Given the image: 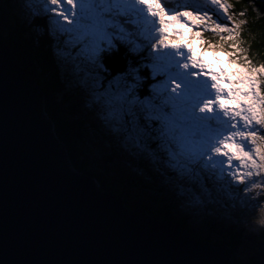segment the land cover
I'll return each mask as SVG.
<instances>
[{
	"label": "trees",
	"instance_id": "16d2710c",
	"mask_svg": "<svg viewBox=\"0 0 264 264\" xmlns=\"http://www.w3.org/2000/svg\"><path fill=\"white\" fill-rule=\"evenodd\" d=\"M19 1L22 2L20 8L16 5ZM38 1L40 0H2L0 3V39L3 36L5 43L22 64L23 70L37 82L44 98V113L52 122L53 133L64 145L74 169L94 178L102 190L121 196L128 210L140 209L148 215L160 216L179 226L192 239L211 246L230 249L233 264H260L264 259V253L262 254L264 231L255 242L249 241L248 235L242 229L244 226L238 225L237 219L230 213L225 200L217 199L213 195V185L210 179H194L197 182L201 180L197 187L192 185L193 180H190L188 184L177 182L171 184L173 179L168 175L164 178L163 184L158 185L153 178V171L149 168L143 171L144 160L141 152L137 153V156L134 155L135 158L131 156L134 165L127 161L130 171L120 170L122 167L116 164L114 154L109 151L108 143H102L100 146L95 142L97 141L94 138L95 135H100L102 137L100 140L104 141L109 129L104 132V124L100 121L93 123L87 118V112H92V106H94L90 96L88 97L90 101L84 102L81 107L75 101H71L73 96H79L86 91L83 86L77 88L79 83H75L74 77L76 76L94 83L100 79L106 81L116 79L118 83L124 81L128 84V91L124 92L126 101H120L121 109L118 114L122 115V120L126 122L128 114L133 118L136 116L134 124L136 137L140 144L146 147L148 156L151 152L154 162L161 160L162 155L159 156L157 146H162L161 135L164 133L161 132L159 121L150 115L149 106H142V103L150 97L144 83V81L150 83L151 80L150 67L147 68L148 62L143 54L133 56L130 52L124 51L125 46L121 47L123 51L116 53L111 50V54L105 53L102 58L100 56L97 62L93 63L96 65L94 68L85 67V60L81 59L68 62L67 58L59 52L62 50L59 43L46 34L47 28L43 23L46 14L37 11ZM68 1L72 0H65V2ZM224 3L226 4L225 14L232 20L231 25L228 21L225 25L233 27L232 23H235L236 27L226 34L207 31L205 33L206 46L210 49L212 47L219 49L228 57L232 55L233 63L241 64L247 70H264V0H224ZM55 5L59 12H63L64 0L63 2L56 0ZM13 9L21 12H34L35 17L29 19V23L26 24L27 19L19 17ZM6 13L10 17L5 18ZM128 18L126 16L125 20ZM121 22L125 21L121 20ZM148 33L150 30L144 28L140 22L133 23L132 27L127 28L130 41L137 42L145 49L148 40L144 37L148 38ZM170 39L174 40V37L170 36ZM103 45L105 47V44ZM115 48L118 49V47ZM77 50L79 52V47L68 49V57L71 59L77 57ZM98 87L100 88V83ZM113 87L117 91L116 86ZM261 88L264 93V76L261 77ZM137 99L140 101L137 105L143 110L136 107ZM151 101L155 107L158 101L154 99ZM131 103H134V108L130 105ZM143 113H149V116ZM104 133L106 134L103 137ZM178 165L181 167L180 163ZM186 170L189 175H194V167L185 166L184 171ZM173 187L176 191L187 193L190 200L199 207L196 217L192 218L187 213L174 210V205H177L174 202L176 201L175 196L169 198L168 195ZM219 187L224 189L225 184H220ZM165 197L167 199H163ZM178 204L179 208H185L182 203ZM221 216L234 219L236 227L226 229L219 222ZM202 225L206 227V230H202ZM252 244L259 245L257 255L244 253ZM240 253L247 257H237L236 254Z\"/></svg>",
	"mask_w": 264,
	"mask_h": 264
},
{
	"label": "rangeland",
	"instance_id": "374dc122",
	"mask_svg": "<svg viewBox=\"0 0 264 264\" xmlns=\"http://www.w3.org/2000/svg\"><path fill=\"white\" fill-rule=\"evenodd\" d=\"M119 1L124 6L131 7L142 17V21L150 26L153 32V34L151 32L150 41L157 46L155 50L152 46L149 47L151 57L155 59L159 55H165L169 62L173 66L175 65V74L168 83L169 90L172 84L177 82L176 74L190 80L194 85V91L187 102L192 115L183 120V126L195 139L197 152L193 155L190 152L181 151L179 147L175 146L172 137L167 134V126L159 121L160 128L165 130L163 138L165 142L162 143L161 147L157 146L163 152L161 162L156 163L158 169L165 170L172 177L171 184H175V182L186 184L189 181L187 171L174 168L177 167L179 161L182 165L195 166L196 172L199 174L213 173L215 182L224 181L232 187L231 191L226 194L229 196L228 199L233 197L230 208L238 221V225L240 227L246 225L247 229L253 234L257 230H261L259 234L263 235L264 93L261 88V77L264 76V70H247L241 64H234L221 50L219 51V49L213 47L209 50L206 47L207 39L204 32L205 30L226 34L234 30L236 24L232 23L234 28L227 27L226 23L212 17L207 11L200 10V6H203V0L195 2L197 5L193 9L194 12L186 11L184 8L188 6H179L175 0H159L160 7L166 13L163 21L158 15L151 13L143 0ZM204 1L214 7L216 13L224 15V19L231 25L230 21L232 20L225 14L226 4L224 0ZM46 4L43 7L44 10L55 8L53 0H47ZM91 6L89 0H72L68 2L64 0L63 12L49 10V13L51 17H54L52 24L55 25L58 22L64 25L58 27L61 30L56 36V42L58 40L62 41L58 42L59 47L63 48V41L66 46L69 43L72 46L86 44L87 51L83 47L81 48V54H84L87 62L94 63L98 57L94 49H96V46L103 47L104 42L111 37V34L106 30L107 37L102 29L99 28L100 31L93 30L97 28L94 23L88 25L83 21L84 15L91 16L95 14L90 11ZM182 13H188L190 17L183 16ZM63 17L66 20H63ZM82 17L83 19H81ZM169 17H176V19L171 20ZM205 21L208 25H204ZM166 35H172L174 40L175 35H177L180 42H171L166 39ZM112 36L114 35L112 34ZM202 36L205 37V41L201 38ZM96 42L98 44L95 46ZM170 43L176 46H169ZM132 51H138V46L132 45ZM171 75L169 74V76ZM74 80L75 83H79L78 89L83 86L86 91L79 96H73L71 101H75L81 107L84 102L88 103L90 101L88 97H91L94 106L92 112L90 111L91 114L89 111L87 112L88 118L104 124V132L109 129V133H105V141L110 144L109 151L114 154L116 164L122 167L120 170L130 171L127 161L134 165L131 156L135 158L137 153L141 152L144 160L143 171H145L152 162L149 156L146 155V147L140 144L135 135L136 116L133 118L128 114L126 122L122 120V115L118 114L121 109L120 101L125 100L124 92L128 91V84H125L124 81L118 83L116 79L113 81L100 79L94 83L77 76L74 77ZM98 83H100V88ZM144 83L147 86L151 84V82L148 84L146 81ZM113 86H116L117 91ZM157 87L155 86V89ZM152 88V86H149L148 90ZM170 94V91L166 93V95ZM135 103L137 105L140 101L137 99ZM130 105L133 108L135 107L134 103ZM145 105V103H142V106ZM205 106L210 111L201 112L200 108ZM136 107L139 108L138 105ZM102 143L104 141H98L99 145ZM225 145L240 146L246 155L242 154L239 159H233L232 154H229L224 148ZM221 150L225 151L224 155L217 154ZM175 157L176 159H174ZM196 172H194L195 175H197ZM241 180L243 183H241ZM162 187L164 188V185ZM237 189L239 190L237 191ZM233 192L234 195L232 196L231 193ZM177 195L180 197L174 201L177 204L174 205V210L179 213L185 212V210L178 207L179 199H181L184 200L186 205L190 203L187 213L190 217H195L199 212V207L190 200L187 193L181 194L178 190L176 191ZM221 221L225 222L224 220ZM225 223L227 226H231L230 220H226ZM202 230H206L204 225H202ZM259 249V245L252 244L244 253L252 254ZM236 255L242 258L247 257L243 253Z\"/></svg>",
	"mask_w": 264,
	"mask_h": 264
},
{
	"label": "water",
	"instance_id": "95a60500",
	"mask_svg": "<svg viewBox=\"0 0 264 264\" xmlns=\"http://www.w3.org/2000/svg\"><path fill=\"white\" fill-rule=\"evenodd\" d=\"M0 39V264H233L76 171L43 94Z\"/></svg>",
	"mask_w": 264,
	"mask_h": 264
},
{
	"label": "snow or ice",
	"instance_id": "6c2138e0",
	"mask_svg": "<svg viewBox=\"0 0 264 264\" xmlns=\"http://www.w3.org/2000/svg\"><path fill=\"white\" fill-rule=\"evenodd\" d=\"M56 3V0H53ZM146 7H149L153 15H158L161 21L166 16L165 11L160 7L159 0H143ZM181 15L190 17L188 13H182ZM171 20H175L176 17H169ZM169 46L175 47V44ZM170 65L162 63L158 58L157 63L154 66V74H166L169 71ZM172 77L169 76L168 80H165L157 87V95L162 97L160 103L155 106L156 115L154 119L163 122L167 126V134L175 141V146L179 147L181 151H187L195 155L197 152V144L193 136L183 126V120L192 115L191 108L187 102L191 98L194 91L193 83L179 74H176V81L172 84L171 89L168 88L169 80ZM170 91V95L166 93ZM201 112L210 111L208 107H201ZM224 148L229 154H232L233 159H239L240 155L244 153V150L240 146L225 145ZM218 155H224L225 151L221 150ZM241 183L243 181L241 180Z\"/></svg>",
	"mask_w": 264,
	"mask_h": 264
},
{
	"label": "bare ground",
	"instance_id": "6f19581e",
	"mask_svg": "<svg viewBox=\"0 0 264 264\" xmlns=\"http://www.w3.org/2000/svg\"><path fill=\"white\" fill-rule=\"evenodd\" d=\"M217 23V22H216ZM227 24V23H226ZM59 39V38H58ZM220 51V50H219ZM220 57V56H219ZM215 66V65H214ZM234 73V72H233ZM209 77V76H208ZM225 96V95H224ZM248 110V109H247ZM233 111V110H232ZM225 112V111H224ZM240 116V115H239ZM239 118V117H238ZM241 121V120H240ZM228 182V181H227Z\"/></svg>",
	"mask_w": 264,
	"mask_h": 264
},
{
	"label": "clouds",
	"instance_id": "9594fccd",
	"mask_svg": "<svg viewBox=\"0 0 264 264\" xmlns=\"http://www.w3.org/2000/svg\"><path fill=\"white\" fill-rule=\"evenodd\" d=\"M17 3L19 4V2H17ZM17 3H16V5H18ZM235 227H236V226H235V224H234V228H235Z\"/></svg>",
	"mask_w": 264,
	"mask_h": 264
}]
</instances>
